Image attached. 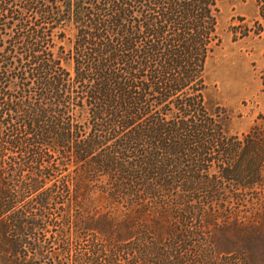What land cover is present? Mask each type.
Listing matches in <instances>:
<instances>
[{
	"label": "trees",
	"instance_id": "obj_1",
	"mask_svg": "<svg viewBox=\"0 0 264 264\" xmlns=\"http://www.w3.org/2000/svg\"><path fill=\"white\" fill-rule=\"evenodd\" d=\"M223 1L0 0V264H264V123L207 99Z\"/></svg>",
	"mask_w": 264,
	"mask_h": 264
},
{
	"label": "rangeland",
	"instance_id": "obj_2",
	"mask_svg": "<svg viewBox=\"0 0 264 264\" xmlns=\"http://www.w3.org/2000/svg\"><path fill=\"white\" fill-rule=\"evenodd\" d=\"M219 9L218 33L222 43L206 63L205 76L209 87L207 99L211 107L221 105L228 110L231 133L241 136L256 122L264 123L262 119H258L264 116V87L260 79L264 69V33L234 41L230 30L232 26L241 23L252 24L258 11L255 0H225L219 5ZM240 18L244 21L240 22ZM73 37L74 30L68 27L66 39L57 43L68 50L71 48L69 41ZM67 67L72 69L71 65ZM50 210L54 216L60 217L61 212L54 206ZM86 239L84 237L72 241L67 246L66 242L57 237L58 246L50 244L45 257L38 260L37 264H72L78 256L76 254L87 251ZM59 247L68 248V252H62ZM246 255L253 260H264V250L260 245Z\"/></svg>",
	"mask_w": 264,
	"mask_h": 264
}]
</instances>
